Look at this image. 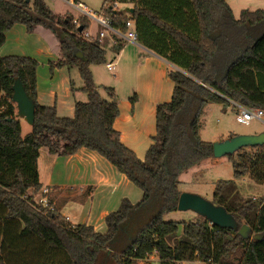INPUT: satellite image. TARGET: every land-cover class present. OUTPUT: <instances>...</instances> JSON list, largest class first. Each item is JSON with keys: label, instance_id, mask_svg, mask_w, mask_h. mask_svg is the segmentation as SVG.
Listing matches in <instances>:
<instances>
[{"label": "trees", "instance_id": "16d2710c", "mask_svg": "<svg viewBox=\"0 0 264 264\" xmlns=\"http://www.w3.org/2000/svg\"><path fill=\"white\" fill-rule=\"evenodd\" d=\"M117 3H132V10L126 13ZM102 5L114 27L123 31L132 20L137 42L179 68L168 71L171 98L156 105L155 133L139 158L113 126L119 114L115 93L106 88L108 98L102 97L93 81L90 65L107 59L95 36L82 35L91 21L78 16V31L72 13L57 14L44 0H0V47L16 23L29 32L49 28L60 45L51 66H76L87 96L75 102L72 116H59L55 104L38 101V61L0 55V264H136L152 255L159 264H264V235L244 238L204 216L202 221L163 218L177 210L183 191L179 175L214 157L212 142L200 136L205 104L264 107V8L242 9L236 18L227 0H102ZM122 40L115 38L114 52ZM16 77L35 107L25 135L12 100ZM82 147L106 158L142 191L137 202L123 197L105 215L103 232L66 219L39 180L40 149L66 156ZM226 157L234 177L249 174L264 182V144ZM226 185L218 181L212 202L223 205L239 225H248L251 235L263 232L264 197L233 203Z\"/></svg>", "mask_w": 264, "mask_h": 264}, {"label": "crops", "instance_id": "0c3cea01", "mask_svg": "<svg viewBox=\"0 0 264 264\" xmlns=\"http://www.w3.org/2000/svg\"><path fill=\"white\" fill-rule=\"evenodd\" d=\"M126 4L129 7L122 11L128 13L129 10H132L133 4ZM38 28L29 32L24 24H14L5 33V41L0 47V55H42L50 62L51 59L55 61L59 55L58 36H56L57 39L48 37V33L41 34ZM97 28L100 29L98 26ZM96 32L92 34L96 35ZM107 34L111 40L109 45L111 48L113 36L110 32ZM122 42V47L117 53L111 49L113 61L112 58L110 61L115 64V67H118L120 72L124 71L125 61H129L126 66L130 67V85L134 86L136 100L133 105L130 104L128 107L118 104L119 114L115 118L113 126L120 132L121 141L133 149L139 158L143 159L151 143L148 137L151 133H155V107L159 102L169 100L172 95L174 84L168 76V71L179 68L137 41L122 40ZM56 43L58 44L56 45ZM70 67L67 66V68ZM91 74L93 78L92 70ZM93 81L95 82L94 78ZM72 82L74 90H71V81H68L66 76L60 78L56 85L59 90L57 92L56 88L47 89L49 87L39 83L37 75L38 101L45 105L55 104L59 116H72L75 102L77 100L84 101V98H87L86 94L80 90L83 83L77 86L74 81ZM235 107L237 111V106ZM45 151L47 152L46 149ZM50 155L52 168L46 175L45 182L40 180V152L37 161L39 180L43 188L66 190L70 186H79L81 192L84 190L82 186L91 185L90 189L87 187L89 192H85L86 201L84 203L81 201L82 199L70 198L63 201L61 203L63 207L60 208L57 198L51 196L53 203L59 207L61 213L70 222L92 225L98 231L99 227L96 225L101 224L105 215L115 206L118 207L123 197L130 198V183L132 182L96 151L82 147L71 155ZM181 189L183 190L182 186ZM72 213L78 215L81 221H72ZM105 230L103 229V231Z\"/></svg>", "mask_w": 264, "mask_h": 264}, {"label": "rangeland", "instance_id": "374dc122", "mask_svg": "<svg viewBox=\"0 0 264 264\" xmlns=\"http://www.w3.org/2000/svg\"><path fill=\"white\" fill-rule=\"evenodd\" d=\"M47 5L55 12L60 14H65V12H70L74 16L78 14V11L70 7L66 2L62 0H44ZM86 4L89 8L93 10H98L102 6V0H79ZM228 3L232 9L234 16L237 18L240 15L242 9L255 10L257 8H264V0H228ZM117 7L121 10H126L129 5L126 3H117ZM41 27V26H40ZM38 28L41 34L48 33V37L51 36L57 39V34L44 27ZM90 33L96 32L99 29L94 21L90 22L88 28ZM58 43L59 40L57 39ZM114 41V40H112ZM110 37L108 34L100 40L101 45L106 50V59L109 62L113 56V52L110 45ZM56 43V45L58 44ZM114 44V43H113ZM58 51H60V45H58ZM7 55V54H6ZM58 55V54H57ZM38 61V66L36 69V77L38 75V81L45 87L56 88L58 80L67 77L68 81H74V83L79 86L84 84L83 79L80 76L78 68L67 66L56 67L51 66L50 60L42 55H32L30 56ZM59 57V55H58ZM54 59H51V61ZM113 61V58H112ZM125 68L123 72H120L118 67H115L114 71H109L105 64H92L90 65L93 71V78L95 84L98 86V91L104 98H108V92L106 88H112V92L116 95V100L118 104L120 103L122 107H128L134 104L130 101V97L134 95V86L130 85V67L128 68L126 64L129 62L125 61ZM57 69V72H55ZM83 86V85H82ZM79 89V88H78ZM56 91L59 90L56 88ZM171 97V96H170ZM86 97L84 98V100ZM136 100V99H135ZM168 101V100H167ZM160 103V102H159ZM236 107L230 102L229 105H222L213 102L206 103L204 106L203 114L201 119L203 121L202 128L200 130V136L206 141H221L229 138L231 135L236 134H248V133H258L264 131V123L258 119H253L248 124L238 122L235 119ZM21 123V133L25 135L31 131V125L20 118ZM154 130V128H153ZM151 135L148 137L151 140ZM51 156L44 148L40 149L39 157V172L40 180L42 182L46 181V175L50 172L52 168V161L49 159ZM181 180V186L184 191H189L197 193L205 199L211 200L213 197V192L215 190L216 184L220 180L227 182L224 187V192L228 196V200L233 203H241L248 198L254 201H258L259 198L264 197V182H257L250 177L249 174H245L242 177H234L233 168L231 161L226 157H212L202 160L200 163L192 166L191 168L185 170L179 175ZM91 185H84L83 191H79V186H70L66 190L47 188L49 196H55L58 200V205L60 208L62 202L66 199L75 198L82 199L83 203L86 201L85 192L88 191ZM90 189V188H89ZM89 192V191H88ZM142 195V191L136 185L130 183V201L137 202ZM255 198V199H253ZM117 209L115 206L112 210ZM67 211V208H65ZM65 216V215H64ZM66 217V216H65ZM164 220H176V221H197L203 220V216L197 214L192 210H176L165 213L163 216ZM67 219V217H66ZM72 221L79 222V216L75 213L71 214ZM75 224V223H73ZM99 227L98 231H103L106 229V224L104 220H101V224H97ZM181 232V230H180ZM110 264H114L111 262ZM136 264H159L158 258L153 255L147 261H138ZM201 264V263H200Z\"/></svg>", "mask_w": 264, "mask_h": 264}, {"label": "water", "instance_id": "95a60500", "mask_svg": "<svg viewBox=\"0 0 264 264\" xmlns=\"http://www.w3.org/2000/svg\"><path fill=\"white\" fill-rule=\"evenodd\" d=\"M78 31H82L81 26L78 27ZM77 56L86 60V57H83L79 51L77 52ZM12 89V100L16 106V116L22 118L29 125H32L34 122V101L28 97L19 77L14 79ZM262 144H264V131L236 134L227 139L212 142L213 156L222 157L236 152L241 147ZM177 209L192 210L204 216L213 225L236 230L244 238L251 237L253 239H259L264 235V231L251 235L250 227L246 224L239 225L235 217L223 205L215 204L197 193L182 191L178 198Z\"/></svg>", "mask_w": 264, "mask_h": 264}, {"label": "built area", "instance_id": "2783aa9c", "mask_svg": "<svg viewBox=\"0 0 264 264\" xmlns=\"http://www.w3.org/2000/svg\"><path fill=\"white\" fill-rule=\"evenodd\" d=\"M66 2L70 7L78 11V14L73 17L72 23L76 26L79 27L80 22L78 20V16H84L88 18L90 21H94L97 26L100 28L97 32L96 35H93L90 33V31L84 30L82 32V35L85 38H89L92 36H95L99 41L102 40L106 36L108 32L112 33L113 36V43H115V38H120L126 41H132L136 42V31L135 27L133 24L132 20H127L125 23V30H121V28H116L112 24L111 20L104 15L103 9L104 6L102 5L98 10H93L89 8L86 4H84L81 1L77 0H62ZM106 68L109 71H114L115 70V64L113 62H107L105 64ZM235 104V103H234ZM237 106V112L235 119L238 122L248 124L250 123L251 120L253 119H258L264 123V107H259V106H242L239 104H235ZM44 192H48V189L45 188ZM42 201L45 203L46 199L43 198ZM151 257V256H150ZM206 264L202 262H198L197 264ZM182 264H189L187 261H183Z\"/></svg>", "mask_w": 264, "mask_h": 264}]
</instances>
